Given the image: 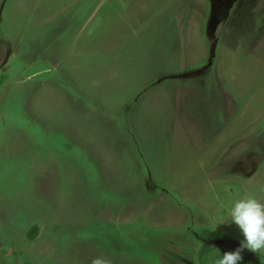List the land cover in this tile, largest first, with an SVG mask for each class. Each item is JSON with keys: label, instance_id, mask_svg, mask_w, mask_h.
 <instances>
[{"label": "rangeland", "instance_id": "obj_1", "mask_svg": "<svg viewBox=\"0 0 264 264\" xmlns=\"http://www.w3.org/2000/svg\"><path fill=\"white\" fill-rule=\"evenodd\" d=\"M0 24V264L240 246L229 209L264 202V0H0Z\"/></svg>", "mask_w": 264, "mask_h": 264}, {"label": "clouds", "instance_id": "obj_2", "mask_svg": "<svg viewBox=\"0 0 264 264\" xmlns=\"http://www.w3.org/2000/svg\"><path fill=\"white\" fill-rule=\"evenodd\" d=\"M264 191V189H262ZM231 223L240 230L243 240L235 251L226 252L214 260V264H239L241 253L247 249L253 253H264V202L252 195H245L229 209ZM91 264H110L102 257H95Z\"/></svg>", "mask_w": 264, "mask_h": 264}, {"label": "flooded vegetation", "instance_id": "obj_3", "mask_svg": "<svg viewBox=\"0 0 264 264\" xmlns=\"http://www.w3.org/2000/svg\"><path fill=\"white\" fill-rule=\"evenodd\" d=\"M0 26L2 27L3 25L2 24H0ZM8 40H10V39H8ZM14 47L15 48H17V46H16V44H15V42H14ZM16 51V50H15ZM14 51V52H15ZM7 64H8V67L9 68H13V67H15V64L13 63V64H9L8 62H7ZM263 128V131H264V127H262ZM262 131V132H263ZM260 137H262L261 136V132H259L258 134H254V136H252V141H253V143H254V145L252 146V150L248 153V155H253V154H255V153H257V147H256V143H259V138ZM250 161V159L248 160H246V162H249ZM243 164H244V162H243ZM254 170H255V172H254ZM258 172V169H256L255 167H254V169H253V172H249L248 173V175L249 176H251V175H255L256 173ZM246 174V171H237V170H231V171H228V173L227 174H225V175H223L224 173L223 172H220V175L221 176H233V175H235V174ZM210 229V228H209ZM209 230H204V235H205V237L206 238H216L217 236L216 235H218L217 234V231H215V230H212V232H208ZM205 247V246H204ZM207 247H209V246H206L202 251H203V253H204V250L205 249H208ZM238 247L237 246H233L232 245V242L231 241H229V240H227L226 242H224L223 243V246L222 247H220V248H218V249H210L211 251L209 252V254H208V256L210 255V254H212V255H210L209 257H208V260H207V264H211V263H213V256H214V254H221V255H223L224 253H226V252H230V251H235L236 249H237ZM244 251H249V250H247V249H245V250H243L242 252H244ZM202 252H201V255L203 254ZM249 253H251V251H249ZM253 255L254 254H252L251 253V255H249L248 257L251 259L252 257H253ZM256 256H258L259 257V259H260V262H259V264H262V260H261V258H260V256L259 255H257V254H255Z\"/></svg>", "mask_w": 264, "mask_h": 264}, {"label": "crops", "instance_id": "obj_4", "mask_svg": "<svg viewBox=\"0 0 264 264\" xmlns=\"http://www.w3.org/2000/svg\"><path fill=\"white\" fill-rule=\"evenodd\" d=\"M56 33H57V36H59V30H56ZM48 34H49V33L46 34V37H48ZM8 37H9V36H8ZM13 40L15 41L14 38H13ZM22 41H23V39H22ZM22 41H21V39H20V42L17 41L16 46H20V45L22 44ZM19 55L21 56L20 53H18V55H17V52H14L13 57H14V58H16V57H20ZM12 64H13V63H12ZM14 64H15V66H16V63H14ZM55 64H56V65H55V66H56V70L59 72V61H56ZM10 65H11V64H10ZM16 69H17V68H15V67H14L13 69H12V67H11V68L8 67V70H7V71H3V72H8V71H12V70L15 71V72H17L18 70H16ZM27 70H28V69L23 68V69L21 70V73L24 74ZM19 72H20V71H19ZM36 75H37V74H34V75H32V76H36Z\"/></svg>", "mask_w": 264, "mask_h": 264}, {"label": "trees", "instance_id": "obj_5", "mask_svg": "<svg viewBox=\"0 0 264 264\" xmlns=\"http://www.w3.org/2000/svg\"><path fill=\"white\" fill-rule=\"evenodd\" d=\"M243 259L239 262V264H259L260 259L258 256H256L255 254L253 255V257L250 259L248 256L251 255V253H249V251H244L241 253Z\"/></svg>", "mask_w": 264, "mask_h": 264}]
</instances>
